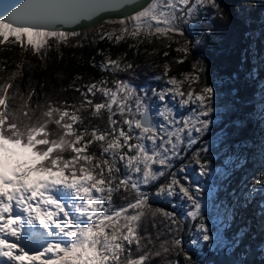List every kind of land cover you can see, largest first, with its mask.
Masks as SVG:
<instances>
[{
    "label": "snow or ice",
    "instance_id": "6c2138e0",
    "mask_svg": "<svg viewBox=\"0 0 264 264\" xmlns=\"http://www.w3.org/2000/svg\"><path fill=\"white\" fill-rule=\"evenodd\" d=\"M130 5L131 0H23L0 15V45L18 44L41 60L55 47L62 59L61 45L68 47L75 39L71 46L82 48L88 39L70 26ZM201 16L225 19L220 0H145L131 15L108 21L119 27L101 29L98 38L114 46L136 41L129 45L134 54L146 41L167 39L165 47L175 43L174 51L182 54L176 62L182 64L202 38L181 42L177 37H185L186 26ZM96 55L103 59L91 57L90 66L112 76L138 67L127 51L113 57L100 49ZM171 71L165 63L154 77L163 82L160 88L108 76L77 84L83 79L77 74L62 91L78 92V103L42 93L44 103L33 105L36 89L25 97L13 83L23 74V63L0 83V264H151L172 253L182 254L183 264H208L186 250L182 233L188 222L194 225L187 242L192 246L203 242L216 251L239 246L247 225L227 235L235 209L229 206L215 227L204 211L211 193L203 178L214 169L203 137L214 123L216 88L207 82L202 60L181 77ZM97 94L103 97L100 102ZM17 97L22 102L14 105ZM86 112L99 119L106 113V126L85 125ZM53 124L58 132L50 130ZM94 145L98 151L91 150ZM177 161H183L179 167ZM119 193L126 203L117 206L114 196ZM256 196L262 199L256 201ZM152 198L167 201L170 209L154 207ZM236 202L240 207L255 202L264 219V171L251 185L245 183ZM146 217L157 230L155 239L146 224L142 229ZM157 217L163 219L157 223ZM165 264L181 262L166 259Z\"/></svg>",
    "mask_w": 264,
    "mask_h": 264
},
{
    "label": "trees",
    "instance_id": "16d2710c",
    "mask_svg": "<svg viewBox=\"0 0 264 264\" xmlns=\"http://www.w3.org/2000/svg\"><path fill=\"white\" fill-rule=\"evenodd\" d=\"M224 9L225 19L215 20L201 16L199 21L190 23L191 31L197 34V38H202V44L194 48L192 55L180 64L177 59L182 55L174 51L176 47H165L161 44L159 48H152L147 41L140 45L139 54H134V50L129 49V45L136 41L128 40L119 45H113L107 40L100 41L99 31L87 35L84 40V47H72L76 40L69 41V46L61 45L60 51L63 52L61 59L55 49L48 51L46 60H41L32 53L31 49L25 51L18 44L8 43L0 45V83H4L9 75L17 72V65L23 63V74L17 75L13 81L14 85H19L20 92L26 97L30 88L36 89V95L33 96L31 103L43 104L45 97L42 93H47L52 100L70 102H79L80 94L71 88H67L77 74L82 75L83 79L77 80V84L90 83L104 76L109 80L116 78H130L136 80L140 85L149 88L163 87L162 81H157L149 77L150 75H159L163 72V65L168 63L172 67L170 75L181 77L182 73L191 70L192 64L197 60H202L207 68L206 79L209 84L216 88L214 123L210 130L222 129L221 145H226V152L229 150L246 151L248 160L244 165L252 168L254 178H259L260 172L264 171V0H220ZM211 12V10H209ZM211 30L210 32L208 30ZM11 39V38H10ZM78 39H82L78 38ZM95 39V43H93ZM156 42V41H155ZM154 42V43H155ZM53 46L55 41H51ZM105 50V55L111 53L113 57L128 52V59L132 60L136 67L134 73H119L112 76L107 72H102L98 67L90 66L91 57L95 56L99 62L103 57L96 55L100 50ZM155 50V54L153 53ZM169 52L165 57L163 52ZM151 78V79H150ZM202 76V83L204 80ZM199 87V86H197ZM10 93L13 90H9ZM103 97L97 94L96 102H100ZM22 101L19 97L12 101L14 105H19ZM85 125L89 122L92 125L107 124V114L102 119L94 118L90 113H84ZM50 130L58 132L59 129L53 124L49 126ZM92 151H98L97 146H93ZM254 157V164H252ZM251 159V160H250ZM212 160V159H211ZM215 164L220 163L219 158L213 159ZM177 165V163H176ZM247 177V176H246ZM238 176L230 177L227 188L233 189V195L238 191ZM246 180V178H242ZM251 185V184H249ZM122 193L114 196V202L117 206L126 203L121 197ZM230 196L231 208L235 209L234 222L229 221L230 230L227 235L233 236L239 229L244 228L246 235L237 248L229 250L216 251L207 249L203 242L198 246L188 244L190 239V229L194 227L191 222L185 223L182 233L186 250H189L194 259H205L208 264H264V219L257 213V204L251 203L245 207H240L237 203V197ZM262 199L256 196L255 200ZM235 201L236 204H233ZM150 203L155 206L170 209L167 201L152 198ZM223 207V206H222ZM221 206L211 205V214H219L222 211ZM182 214V209H171ZM228 212V210H227ZM241 212V214H239ZM247 217V220L244 219ZM163 218L157 217L159 223ZM237 219V220H236ZM151 218H145L142 224L147 225V231L152 233L154 239L156 229L152 228ZM143 234V232H142ZM160 240H156L158 247ZM179 259L183 264V255L177 256L170 254L167 258L164 256L153 259L151 264H165V260Z\"/></svg>",
    "mask_w": 264,
    "mask_h": 264
},
{
    "label": "rangeland",
    "instance_id": "374dc122",
    "mask_svg": "<svg viewBox=\"0 0 264 264\" xmlns=\"http://www.w3.org/2000/svg\"><path fill=\"white\" fill-rule=\"evenodd\" d=\"M243 2V0H242ZM110 21V20H108ZM108 21H105L103 23L98 24L95 27H92L90 29H86L83 31H80L82 33H87V35H91L97 31H100L101 29L104 30H110L113 27H119L118 25L115 24H111L108 23ZM187 31L185 32V37L180 38L177 37V39H180L181 42H183L184 39H190V40H194L195 38H197V34L192 32L190 24H188L187 26ZM75 39H72L71 41H73ZM156 41V42H155ZM155 42V43H154ZM149 43V42H148ZM168 43H170V41H168L167 39H160V40H154L150 46L152 48H159V46L161 44L167 45ZM172 45L174 47H177V45L175 43H172ZM43 54V52H42ZM46 58V56H45ZM46 60V59H44ZM155 75H150L149 77H151L152 79H154ZM150 78V79H151ZM134 82H136V84L138 86H140V84L137 83V81L134 80ZM141 88L145 87V86H140ZM219 130H210L211 131V138H217L218 142L217 145L215 146V148L210 149L209 148V156L210 159H218L220 160V163L215 164L214 162H212L213 165V169L214 171L211 173L210 176L203 178V182L205 184L206 187V192H210L211 195H206L205 200H206V207L204 209L205 213L207 214L208 218H209V223L212 224L214 227L218 226L219 223L224 220L225 216L228 214L227 210H228V203H230V196L233 195V189H228L227 188V183L230 181V177L232 176V174H234V176H238V191L236 192V194L233 195V197H237L239 193H241V191L244 189V185L245 183L247 184H252L253 179L255 177V172L252 174V168L248 167L246 165H244V161L248 160V156L246 154V151H235L233 150H229L226 152L225 148L226 145H222V147L220 148L221 142H222V138L220 141V135L222 137V129L218 128ZM209 138L208 141L211 142L212 139ZM211 144V143H210ZM195 148V147H194ZM189 158V156L185 157V160H187ZM252 159V164H254V157L251 158ZM250 159V160H251ZM211 160V161H212ZM183 161H177V167H179L180 163H182ZM247 176V177H246ZM227 177V178H226ZM242 178H246V180H243ZM215 203V206H223L222 207V211L219 214H211L210 212V207L211 205H213ZM233 204H236L235 201H233ZM239 214H241V212H239ZM245 220H247V217H244ZM237 220V219H236ZM229 223V221H228Z\"/></svg>",
    "mask_w": 264,
    "mask_h": 264
},
{
    "label": "water",
    "instance_id": "95a60500",
    "mask_svg": "<svg viewBox=\"0 0 264 264\" xmlns=\"http://www.w3.org/2000/svg\"><path fill=\"white\" fill-rule=\"evenodd\" d=\"M23 0H0V15H6L12 10L14 6L22 3ZM145 3V0H131V5L124 7L122 9H111L106 12L100 13L97 16L84 18L80 21L78 25L70 26L72 30L83 31L97 26L108 20H116L128 15H131L138 7ZM46 59V58H45Z\"/></svg>",
    "mask_w": 264,
    "mask_h": 264
},
{
    "label": "flooded vegetation",
    "instance_id": "af4514ba",
    "mask_svg": "<svg viewBox=\"0 0 264 264\" xmlns=\"http://www.w3.org/2000/svg\"><path fill=\"white\" fill-rule=\"evenodd\" d=\"M128 79H130V78H128ZM133 81H134V80H133ZM135 81H136V80H135ZM135 83H136V82H135ZM137 83L139 84L138 81H137ZM140 86H145V85H140ZM153 102H154V104L156 103V101H155L154 98H153ZM181 114H183V113H181ZM155 119L157 120V122H159V117H155ZM214 131H216V130H214ZM211 137H212V135H211V131H209V133H207V134L203 137V140L207 142L209 148L211 147L210 149H213V148H215V146L217 145L218 140H217V138H211ZM209 138L212 139L211 142L208 141ZM220 141H221V135H220ZM210 143H211V144H210ZM194 147H195V148H193L192 151H195L196 148H199V147H200V144L198 143V144L195 145ZM221 147H222V145H220V148H221ZM191 154H192V152L190 151V152L188 153L187 156L190 157Z\"/></svg>",
    "mask_w": 264,
    "mask_h": 264
}]
</instances>
